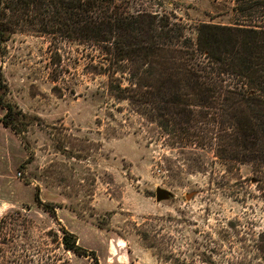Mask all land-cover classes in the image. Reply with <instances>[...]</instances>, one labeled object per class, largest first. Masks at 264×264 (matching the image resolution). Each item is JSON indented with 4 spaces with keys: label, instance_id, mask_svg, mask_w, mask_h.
Wrapping results in <instances>:
<instances>
[{
    "label": "rangeland",
    "instance_id": "obj_1",
    "mask_svg": "<svg viewBox=\"0 0 264 264\" xmlns=\"http://www.w3.org/2000/svg\"><path fill=\"white\" fill-rule=\"evenodd\" d=\"M115 2L135 16L175 15L194 37L200 23L241 17L236 0ZM0 57V264H94L65 248L63 228L100 264H264L257 165L227 169L209 148L174 146L112 95L95 46L14 32ZM5 104L31 117L20 115V134L4 125ZM157 187L173 196L158 202Z\"/></svg>",
    "mask_w": 264,
    "mask_h": 264
},
{
    "label": "trees",
    "instance_id": "obj_2",
    "mask_svg": "<svg viewBox=\"0 0 264 264\" xmlns=\"http://www.w3.org/2000/svg\"><path fill=\"white\" fill-rule=\"evenodd\" d=\"M234 10L241 16L235 24L203 22L194 37L175 15L135 16L115 0H0V52L14 32L97 47L114 97L134 103L174 146L209 148L227 169L257 165L259 185L264 183V0H236ZM4 106V125L20 134V115L31 117ZM168 170L180 173L171 164ZM63 232L65 248L92 254L100 264L96 251ZM174 264H195L194 257L178 256Z\"/></svg>",
    "mask_w": 264,
    "mask_h": 264
},
{
    "label": "water",
    "instance_id": "obj_3",
    "mask_svg": "<svg viewBox=\"0 0 264 264\" xmlns=\"http://www.w3.org/2000/svg\"><path fill=\"white\" fill-rule=\"evenodd\" d=\"M195 193H191L187 195V198L190 199ZM173 196V193L164 187H157L156 189V200L158 202L165 201L170 199Z\"/></svg>",
    "mask_w": 264,
    "mask_h": 264
},
{
    "label": "crops",
    "instance_id": "obj_4",
    "mask_svg": "<svg viewBox=\"0 0 264 264\" xmlns=\"http://www.w3.org/2000/svg\"><path fill=\"white\" fill-rule=\"evenodd\" d=\"M0 62H1V57H0Z\"/></svg>",
    "mask_w": 264,
    "mask_h": 264
}]
</instances>
